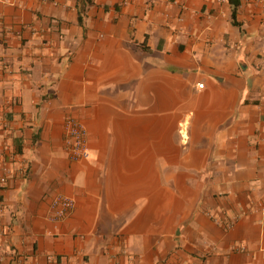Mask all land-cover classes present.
<instances>
[{"label":"crops","instance_id":"obj_1","mask_svg":"<svg viewBox=\"0 0 264 264\" xmlns=\"http://www.w3.org/2000/svg\"><path fill=\"white\" fill-rule=\"evenodd\" d=\"M0 164V264H264V0H0Z\"/></svg>","mask_w":264,"mask_h":264},{"label":"built area","instance_id":"obj_2","mask_svg":"<svg viewBox=\"0 0 264 264\" xmlns=\"http://www.w3.org/2000/svg\"><path fill=\"white\" fill-rule=\"evenodd\" d=\"M204 85L200 84L199 88ZM66 149L68 150L73 160H86L89 158V152L86 148V130L85 127L76 119L69 118L66 124ZM7 166L0 164V182H6ZM54 204L60 207L56 214V219H62L72 210L74 202L72 199L58 196ZM264 213V211H263Z\"/></svg>","mask_w":264,"mask_h":264},{"label":"trees","instance_id":"obj_3","mask_svg":"<svg viewBox=\"0 0 264 264\" xmlns=\"http://www.w3.org/2000/svg\"><path fill=\"white\" fill-rule=\"evenodd\" d=\"M234 15H235V12H234Z\"/></svg>","mask_w":264,"mask_h":264}]
</instances>
